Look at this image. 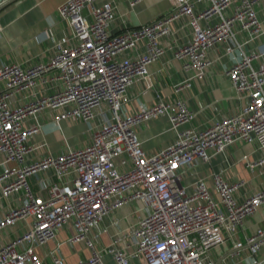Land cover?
I'll return each instance as SVG.
<instances>
[{
  "label": "built area",
  "instance_id": "obj_1",
  "mask_svg": "<svg viewBox=\"0 0 264 264\" xmlns=\"http://www.w3.org/2000/svg\"><path fill=\"white\" fill-rule=\"evenodd\" d=\"M95 1L66 0L57 7L72 35L57 40L45 61L0 64V194L4 199L19 194V203L0 217V229L30 219L25 230L0 243V264H41L36 247L67 226L75 230L67 242H84L91 250L76 264H107L102 254L110 255V264H129L135 255L144 264H264L259 257L264 230L239 236L244 221L264 205V187L237 200L240 182H228L221 174H213L212 185L195 182L191 193L182 184L185 167L208 161L237 142L255 141L264 149V49L246 51L238 39L240 34L248 41L264 39V0H171L169 12L118 32L110 30L114 5ZM197 4L202 5L199 11ZM182 15L192 37L173 51L183 70L193 75L174 90L189 87L192 78L204 79L211 65L208 51L221 44L232 54L225 75L246 98L239 112L202 128L191 126L195 114L185 93L123 112L135 82L152 87L149 66L166 51L162 37L168 23ZM143 42L145 52L128 55ZM38 86L50 89L19 106L9 105L13 92ZM44 110L55 111L56 119L85 123L88 142L26 160L42 144L28 145L38 126H25V118ZM160 115L173 126L189 125L165 147L149 153L141 147L136 128ZM244 165L264 173V155L244 158ZM135 202L145 210L143 215L114 234L108 246L97 248L89 235L95 223ZM227 244L231 253L215 259V250ZM50 256L53 264H65L57 253Z\"/></svg>",
  "mask_w": 264,
  "mask_h": 264
},
{
  "label": "crops",
  "instance_id": "obj_2",
  "mask_svg": "<svg viewBox=\"0 0 264 264\" xmlns=\"http://www.w3.org/2000/svg\"><path fill=\"white\" fill-rule=\"evenodd\" d=\"M65 1L15 0L1 9L0 64L11 62L24 66L38 60L45 61L50 57L57 40L71 37L72 31L57 15V7ZM95 2L99 6L105 3L114 5L116 15L110 26L112 32L149 23L172 8L171 0H96ZM201 8V4L195 6L196 11ZM83 13L87 15L88 9L84 8ZM187 21V16L182 15L168 23V32L162 37L166 51L149 66L153 85L147 89L142 81L135 82L128 89L129 101L124 106V113L134 112L158 101L176 100L180 93H185L188 108L195 114L191 126L202 128L213 120L236 114L245 106L246 98L235 92L225 75V70L231 65L232 54L227 53L221 44L208 51L211 65L204 79L192 78L189 87H184L180 91L174 90L176 84L193 75L191 71L183 70L173 51L174 47L188 42L192 37V30ZM238 39L246 51L264 49V39L261 37L248 41L244 34H240ZM145 51L146 44L143 42L137 49L128 52V55L134 56ZM46 89L50 88L38 86V88L13 92L8 98V103L12 107L19 106ZM55 116V111L44 110L35 114L33 118H25V126H38L28 139V145L42 144L34 152L27 153L26 160L39 158L44 154L60 153L68 147H80L88 142L89 133L85 123L72 118L56 119ZM188 125L173 126L167 116L160 115L142 123L136 128V132L141 147L146 152L153 153L169 144L176 138L178 131ZM263 155L264 149H260L255 141L237 142L224 153L212 155L208 161H197L185 167L182 170V184L186 192L191 193L195 182L205 180L212 185L213 174H221L228 182H240L235 198L242 200L264 187V173L246 168L244 158L256 160ZM2 161L0 155V169ZM18 203L19 194H11L7 199L0 194V217L8 208ZM144 212L145 210L137 202L111 211L95 223L89 235L94 239L97 248L108 246L114 234L134 225ZM29 223L30 219L25 218L0 229V243L9 241L25 230ZM257 228L264 230V205L258 207L244 221L239 236L243 238L244 234L252 233ZM74 234L75 230L67 226L60 229L53 239L36 247L35 254L41 264H53L50 252L57 253L65 264H76L80 259L88 257L91 250L84 242H67L69 236ZM231 251V245L227 244L217 248L213 256L219 259L229 255ZM259 257H264V246L259 252ZM102 258L107 264L112 261L109 254H102ZM129 264H144V259L140 255H135L130 258Z\"/></svg>",
  "mask_w": 264,
  "mask_h": 264
},
{
  "label": "water",
  "instance_id": "obj_3",
  "mask_svg": "<svg viewBox=\"0 0 264 264\" xmlns=\"http://www.w3.org/2000/svg\"><path fill=\"white\" fill-rule=\"evenodd\" d=\"M14 1L15 0H0V10Z\"/></svg>",
  "mask_w": 264,
  "mask_h": 264
},
{
  "label": "rangeland",
  "instance_id": "obj_4",
  "mask_svg": "<svg viewBox=\"0 0 264 264\" xmlns=\"http://www.w3.org/2000/svg\"><path fill=\"white\" fill-rule=\"evenodd\" d=\"M230 245V244H229Z\"/></svg>",
  "mask_w": 264,
  "mask_h": 264
}]
</instances>
